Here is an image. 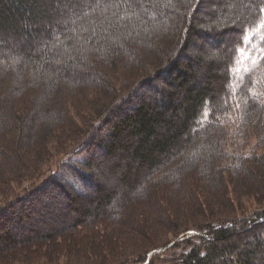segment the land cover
I'll use <instances>...</instances> for the list:
<instances>
[{
	"label": "trees",
	"instance_id": "obj_1",
	"mask_svg": "<svg viewBox=\"0 0 264 264\" xmlns=\"http://www.w3.org/2000/svg\"><path fill=\"white\" fill-rule=\"evenodd\" d=\"M175 1L179 14L162 29L170 2L156 18L155 7L142 0H0V210L8 209L0 230H8L18 207L32 208L60 190L49 179L53 166L81 154L110 126L99 155L121 170L118 184L110 191L92 183L85 170L93 155L83 156L84 172H78L96 195L93 208L75 209L79 216L68 226L72 242L64 252L118 249L126 239L147 236L154 244H136V254L119 262L140 264L171 244L157 240L163 233L171 231L176 240L197 230L183 242L188 249L178 264H264V0L250 1L222 63L227 77L207 62L204 79L192 64L182 69L178 59L180 49L194 44L199 0ZM129 16L138 18L137 27L117 44L110 32L120 28L112 24L125 26ZM38 41H45L42 48ZM159 80L175 91L166 94ZM157 91L161 97L147 96ZM230 183L240 201L263 207L243 219L217 221L218 204L234 207ZM182 206L207 220L182 227ZM5 232L2 242L10 254L17 251L9 255L16 261L36 256L24 245L49 240H36L41 230L27 241Z\"/></svg>",
	"mask_w": 264,
	"mask_h": 264
},
{
	"label": "rangeland",
	"instance_id": "obj_2",
	"mask_svg": "<svg viewBox=\"0 0 264 264\" xmlns=\"http://www.w3.org/2000/svg\"><path fill=\"white\" fill-rule=\"evenodd\" d=\"M172 1L173 0H142V6H149L152 4L153 7H155V17L157 18L159 16V9L162 11L165 5L170 2V9L172 12H169L166 17L163 18L162 29H164L165 25H167L166 27L170 26L169 21L175 18L174 15L179 14L180 5H177L176 1ZM250 1L252 0H199L195 12H193L195 19L193 23H195L194 27L197 34L193 37L194 44L189 50L182 51L180 49L178 52V59L183 58L180 62V67L186 69L189 64H192L195 71L198 70L197 76L200 77V79H204L206 77V72L203 65L210 62L215 69L213 73L218 72L219 76L227 77V71L226 69L224 71V68H222V63L227 62L229 59L228 55L232 47L231 44H233L235 38L239 37V32L242 31L243 21H245V18L250 12ZM241 16L243 20L236 22ZM69 17L72 18L73 16L70 15ZM129 17L128 23L125 26L120 27V25L114 26L112 24L113 27L120 28L117 31L115 28H112L113 30L110 32L111 38L115 40L117 44L119 43V37L121 38L125 35V32H128V30H134L137 27L138 18L135 16ZM167 41L169 43V40ZM19 42L24 43L26 40L23 41V39H20ZM44 43L45 41H38L36 48H42ZM174 54H176L175 51ZM244 56L248 59L246 55ZM243 62H245V60ZM253 64L254 63H252L251 66ZM160 68L162 69L163 66ZM164 69L161 71L163 72L166 70ZM48 76L54 78V75H51V73H49ZM49 77H44L45 79L43 78V81L46 82L50 80ZM156 84L163 87L166 94L175 91L174 86L166 85L163 80L156 81ZM147 96L161 97L158 91L156 94L149 92ZM178 98L182 99V94H178ZM109 131L110 126L106 128L104 127L103 130L100 131L101 133L97 134L96 139L95 137L92 139L89 138L91 142L87 139L89 140L88 145L83 147V153L81 152V154L77 153L64 157L53 166L52 174L49 176V179H55L58 181V183H55L60 185V190L56 188L49 191L46 195L43 194L44 196L41 197L42 201L37 200L32 208H20L19 210L18 207V217L15 218V216H13L14 222L12 224H10L11 222L8 223L10 226L5 224L7 225L8 230H0V264H101L102 261L106 263L109 261L112 262L113 260H115L114 263L117 262L120 264L119 262L136 254L131 250L135 249L133 247H136V244H142V242L143 244L145 243V245L154 244V240L149 239L147 236H143L145 239L131 238L124 240L123 245L126 247L123 248L122 246L118 249H113L111 247L109 248L110 250L107 248H101L99 252H89L84 249L81 252L72 251L73 253H80L79 255H72L64 252L68 250L69 246H71L70 241L72 242L68 226L79 216L76 214L78 212L75 211V209L85 210L93 208L89 203L96 195V191L95 193H92L87 190L86 186L83 184L81 174L78 172H84L81 165V162L85 159L83 156L87 157L88 155H93V166L91 169L85 170V172L90 174V181L92 183H97L98 186L104 187L110 191L114 190L118 184V181L115 180V177H117L115 174L120 173L121 170L116 167L113 168L112 165H110L111 162H107L102 155H99V143L104 144ZM249 143L255 144V141L252 139ZM230 185L231 189L233 188L232 196L235 200L234 207H226L225 205L218 204L215 209V211H219V220L217 221H235L237 219H243L242 215H244V213H252L255 212L254 210L257 209V207H263L258 205L252 199H243L240 201L234 191L236 184L234 183L233 185L230 183ZM61 189L63 190L62 192ZM31 199L33 201L34 198ZM31 202L28 201L24 204L28 205L29 203L31 204ZM183 207L185 206H182L181 213L185 218L181 221L183 222L182 227H192L197 223L207 220V214L202 215L199 211ZM205 208H207L206 205ZM263 209L264 208H262V210ZM5 210L6 209L1 208L0 216ZM7 213L8 209L5 214ZM244 216L249 217V215ZM262 221L263 220H260V222ZM206 223H208V221ZM35 230H41L42 232V235L36 240H45L47 238L49 239L48 242H46L48 244L23 246L24 252L28 251L36 254L33 259H30V263H27L22 257V260L18 261L12 260L13 257L10 259L9 255L12 256L13 253L17 251L10 254L11 249L2 242L1 235H4V233H6L5 231H7L13 233L18 239L23 240L26 237L32 238V231ZM238 230H240V228ZM199 233L200 232L197 230H191L188 233V237L182 234L176 240L172 239L175 236H173L171 231L163 233V236L157 240H163V242L165 241L164 243L169 240L172 242L166 248H161L159 251H156V254L159 255L156 257L153 264H178L179 256L186 253L188 249V247L183 244L185 239L194 234L198 235ZM244 237L245 236H235L234 239L239 240L244 239Z\"/></svg>",
	"mask_w": 264,
	"mask_h": 264
},
{
	"label": "snow or ice",
	"instance_id": "obj_3",
	"mask_svg": "<svg viewBox=\"0 0 264 264\" xmlns=\"http://www.w3.org/2000/svg\"><path fill=\"white\" fill-rule=\"evenodd\" d=\"M262 30H264V25L261 26ZM253 39H255V37H253ZM262 46H264V41H262Z\"/></svg>",
	"mask_w": 264,
	"mask_h": 264
},
{
	"label": "built area",
	"instance_id": "obj_4",
	"mask_svg": "<svg viewBox=\"0 0 264 264\" xmlns=\"http://www.w3.org/2000/svg\"><path fill=\"white\" fill-rule=\"evenodd\" d=\"M149 261H150V259L148 261H146L144 264H149ZM140 264H143V263H140Z\"/></svg>",
	"mask_w": 264,
	"mask_h": 264
}]
</instances>
